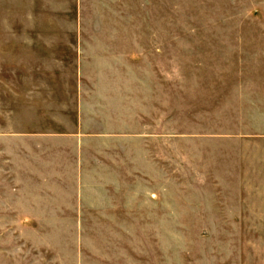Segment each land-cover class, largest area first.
<instances>
[{"label": "crops", "instance_id": "crops-1", "mask_svg": "<svg viewBox=\"0 0 264 264\" xmlns=\"http://www.w3.org/2000/svg\"><path fill=\"white\" fill-rule=\"evenodd\" d=\"M159 12L0 0V264H156L164 205L264 222V41L163 72Z\"/></svg>", "mask_w": 264, "mask_h": 264}, {"label": "rangeland", "instance_id": "rangeland-1", "mask_svg": "<svg viewBox=\"0 0 264 264\" xmlns=\"http://www.w3.org/2000/svg\"><path fill=\"white\" fill-rule=\"evenodd\" d=\"M158 5L163 72L174 70L185 51L204 42L264 41V0H158ZM168 142H163L167 158L172 156ZM175 164L163 160V172L170 173ZM173 178L163 177V188L171 194L177 187ZM195 213L163 206L156 264H264V222H203L190 216Z\"/></svg>", "mask_w": 264, "mask_h": 264}]
</instances>
